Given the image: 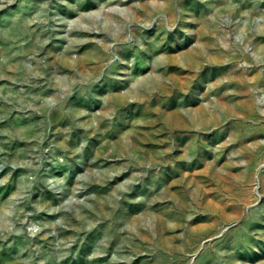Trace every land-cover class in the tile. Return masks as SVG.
I'll list each match as a JSON object with an SVG mask.
<instances>
[{
  "label": "rangeland",
  "instance_id": "374dc122",
  "mask_svg": "<svg viewBox=\"0 0 264 264\" xmlns=\"http://www.w3.org/2000/svg\"><path fill=\"white\" fill-rule=\"evenodd\" d=\"M0 264H264V0H0Z\"/></svg>",
  "mask_w": 264,
  "mask_h": 264
}]
</instances>
